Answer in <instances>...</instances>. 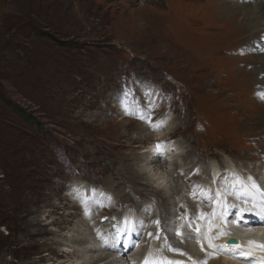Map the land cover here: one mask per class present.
I'll return each mask as SVG.
<instances>
[{
	"label": "rangeland",
	"instance_id": "374dc122",
	"mask_svg": "<svg viewBox=\"0 0 264 264\" xmlns=\"http://www.w3.org/2000/svg\"><path fill=\"white\" fill-rule=\"evenodd\" d=\"M225 1L0 0V264H82L107 252L97 264H125L129 254L119 258L102 242L121 214L140 229L129 237L132 254L146 245L170 256L171 246L191 262L220 264L207 244L201 251L195 241L192 254L177 246L178 236L172 246L160 224L185 216L196 237L218 195L205 201L196 190L216 189V173L229 171L241 186L239 174L249 179L264 168V128L255 124L264 111V43L238 28L241 13L220 9ZM147 123L164 138L146 135ZM163 142L176 143L171 160ZM157 144L158 162H138ZM194 158L201 169L190 174ZM129 163L140 173L137 185ZM163 200L176 202L174 211L163 210ZM190 205L204 211L192 214ZM33 219L52 233L29 238ZM84 235L100 248L77 257Z\"/></svg>",
	"mask_w": 264,
	"mask_h": 264
},
{
	"label": "bare ground",
	"instance_id": "6f19581e",
	"mask_svg": "<svg viewBox=\"0 0 264 264\" xmlns=\"http://www.w3.org/2000/svg\"><path fill=\"white\" fill-rule=\"evenodd\" d=\"M220 9H222L224 12H227L229 17H233L237 13H241L242 15L239 19L240 20V24H239L240 26L238 28L239 29L244 28V29L250 30L252 32V34L255 35L256 38L261 39L262 44L264 43V0H226L225 4L223 6H221ZM255 124L257 126L264 128V111L259 113V116L257 117V119L255 121ZM146 126H147V128H146L147 132H145L146 135L148 134V135L152 136L153 139H158L159 137L164 138L165 135H163V133H159V132L155 133L158 130L156 123H147ZM152 131H155V132H152ZM263 141H264V132H263ZM162 144H164L163 148L165 150H163V152L165 153V156L171 160L173 154L176 152V147H175L176 143L173 142L170 144L168 142H163ZM173 147H175L174 150H173ZM259 148L262 150L261 157H259V158L261 160H264V142H262V144L260 145ZM167 149H170V151H166ZM171 151H172V153H171ZM262 156H263V158H262ZM138 157H139L138 162L143 163V165H145V164L149 165L150 163H154L153 162V149H151L150 156H146V159H145V156H143V155H140ZM178 158H180V157H178ZM183 158L185 161H188V160L191 161L193 159L192 152L185 153L183 155ZM194 159L196 161H194V163H195L194 165L192 164L193 167H191V171L189 170L190 174H192L194 171H197L198 169H201L200 167L199 168L197 167V165L200 166L197 163V160L198 161H200V160L196 159V158H194ZM144 162H146V163L144 164ZM169 164L171 167L172 166L171 162H169ZM174 164H176V162ZM176 166H178V164H176ZM194 166L196 167V170H194ZM180 167H181V165H180ZM158 168H160V167L158 166ZM125 169H126V173L128 175V178L132 181L133 184L136 182V185H137V183L140 182L139 179L141 178L139 171L134 166H132L131 163H129L128 167ZM224 172H226V170ZM233 172L234 171H229L228 176H226L225 174H221L219 176L216 173V179H217L216 183L218 184V182L220 180V185H223V187L225 185V187H226V189L223 190V192L220 191L217 184L216 185L213 184L215 187H217L216 189L210 188V186H207L205 188L204 187L201 188V190H200V192H202L201 195L199 194V191L196 190V188L195 189L193 188L194 191L196 190L198 192L195 195V197L199 196L200 198L204 199L205 201H207L209 196H213V195L218 194L216 196L217 201L215 200L216 201L215 207L212 208L211 210L209 209V213L207 212V214H206L207 216L205 219L202 217L203 222H201L202 219L200 221V224H199V222H197V226H200L201 232L197 233L195 231L196 237H197V238H195V240L193 238L192 239L187 238L188 234L192 235L193 232L192 233L188 232V229L186 228V224H185L186 219L184 220L185 216H183L182 219L181 218L177 219L175 214H174L175 215L174 217L172 216L173 215V213H172L171 216L174 218V222H172L173 224L170 222L172 225L167 226L166 224L165 225L163 224L164 222L162 224L159 223L161 226L160 228H161V231L162 230L164 231L163 232L164 235L170 239V244H172V243H175L176 238L178 236H180V235H177L178 230L175 229V224H176L175 221L178 222V224L180 226V232L185 233V236L183 235V236L178 237L179 243H177L178 244L177 246L178 247L181 246V248H185V249L190 248L191 249L190 253H192L191 251H194L193 252L194 254L198 253L197 247L194 244L195 241H196L197 245L199 246V248H201V243H203L204 248H207V247H205V244H207V245L209 244L208 238L209 237H216L215 239L211 240V243H213L215 245H228L229 246L228 250L216 251L217 256L220 255V257H218L220 264H222V262H223V264H236V261H239L243 264H261V262H264V251H262L260 248L256 247V245H264V168L261 167L259 169L257 168V170H251V173L254 174V176L251 177L252 178L251 182L249 179L244 177V175L239 174L238 176H240L243 179L241 186H240V184H238V182L235 181L234 177L236 176V174H234ZM226 174H227V172H226ZM207 176L206 177L208 178V182H210V179L212 180L213 175H212V173H210L209 167L207 168ZM224 177L225 178H234V179H232L231 181L230 180L227 181V180H225ZM167 178L168 177L166 176L165 180ZM253 181L255 182V185H256L255 188L252 186ZM208 182H206V183H208ZM161 183H163V181L160 182V184ZM212 183H214L213 180H212ZM161 185H163V184H161ZM165 185H167V184H165ZM147 186H149V185H147ZM197 186L195 183V187H197ZM193 187H194V185H193ZM137 190H140V189H137ZM180 190H181V187H180ZM210 190H211V192H210ZM231 193H234L233 195L235 197H237V198L239 197L240 199L236 198V200L241 202V203L240 204L234 203L235 209H232L233 211H231V213L230 212L226 213L225 211H227V208L230 209L232 207V205H230L232 200H235V199H233L234 197L232 198V200H229L228 199L229 197L226 198ZM141 196H143L142 192H141ZM154 196H159L161 199L164 198L163 194L162 193L160 194V192H158V191H156V195H154ZM170 196H171V194H170ZM126 197H128V195ZM190 198H191V196H190ZM223 198L224 199L226 198V200L221 201V200H224ZM170 199H172V198L170 197ZM198 200H200V199H198ZM159 201H161V200H159ZM166 201H164V200L162 201V203L165 204V205L162 204L163 210L164 209L166 210V208L169 206V208L174 211V207H176V202H174L175 200L173 202H170L172 200H170L169 202H166ZM212 202H213V200H212ZM200 204L202 206H205L204 201ZM247 205L249 206V208L250 207L251 208L247 209L246 208ZM192 206L193 205L189 206L190 207V213L196 214L197 209L200 208V206L197 205V209L195 207H192ZM202 206H201L200 210L202 209ZM211 206H213V204L212 205L210 204V207ZM240 208L246 209V210H251V211H245V213H246V215L251 216L252 219H255V222L250 223V225H242L241 223H237L235 220L232 221V219H235V218L237 219V218L241 217L240 212L238 211V209H240ZM161 211H162V209H161ZM200 214H203V212L201 211ZM121 215H119L115 219V221L113 222V224H114L113 230L110 229L111 230L110 232L107 231L108 236H106V239H102V242L104 243V248L102 245L103 249H105L107 247L109 251L112 250L111 252H113L115 255L117 254V256H119V258H120V256L126 257V255H128V254L132 258V259L128 258V259H130V261H128L127 257H129V256H127L126 259H123V257H122V258H120V262L122 260H124L125 264H126V261L129 262L128 264H144V261L146 258H148L149 260H160L162 258H166V259L171 260V261L181 262V264H194L195 263V258H196L195 256L192 257L193 258V261H192L193 263H192L191 259L188 260L189 258L186 259L184 256H181L177 252H174L172 255L169 256V255H167L166 251L162 255L160 254L161 252L158 253V250L157 251L155 250L156 252L155 251H153V252L152 251L151 252L145 251L147 249L146 247H148L146 245H145V248L143 249V251L140 252L141 256H139V257L136 256V254H134V253L132 254L133 246L131 248H129L125 253H123L125 251L124 248L127 245L126 243H128V241H129V244H132L133 237L132 238H129V237L134 236V235L136 236L137 231L135 232V229L138 230V227L136 226V222L132 223L129 220H128V223L126 224L125 223L126 217H122ZM166 217L167 216L164 217L165 221H166ZM186 218H187V216H186ZM63 220L64 219H62V217L61 218L59 217L57 219L52 220L51 224H59V223L63 222ZM135 220H138V219H135ZM245 220H248V219H245ZM107 224H109V223H107ZM182 224H184V225L182 226ZM29 226H34L33 229H30L29 231L26 232V235H28L29 238H31V237L34 238V237H37L40 235L48 236L49 234L52 233L51 231H49L45 227H43V224L38 219H35V220L33 219L31 221V223H29ZM191 228H193V227H191ZM205 229L207 231H205ZM205 232H206V235H204ZM221 232H223L224 234L220 235ZM112 234H116V239L122 240L124 243L119 244V246L116 243H113V241L111 239ZM142 235H144V234H142ZM142 235H140V236H142ZM69 237H72V238H69ZM83 237L84 238L82 239L83 240L82 243L80 242V244H77V245H81V244L83 245V247H82L83 253L80 255H77V257L82 256L85 253H88L89 250L100 248L99 243H98V246L95 244L91 248L90 239L92 237L90 238V237H87L85 235ZM185 237L187 240L185 239ZM73 238H74L73 235L68 236L67 238H65V241L72 242ZM218 238H221V240L217 241ZM229 239H233L235 242V245H239V248L235 247L233 245V243H228ZM57 241L58 240L55 239V243ZM249 241H253L255 243L250 245ZM45 243L46 242H44L42 244L43 248H46V250H49L52 252L54 250V246L52 244L46 245ZM34 244H36V242ZM166 246H168V245H166ZM166 246H163V247H166ZM172 246H173V244H172ZM141 249H142V247H141ZM181 250H184V249H180V251ZM211 250H214V249H211ZM162 251H163V249H162ZM201 251H203V250H201ZM204 251H206V250L204 249ZM170 252H173V251H170ZM184 252H185V250L183 251V253ZM186 252H187V250H186ZM107 253H105L103 255L100 254V255H97L95 257H93L91 255V258L89 259V261H84L82 264H97V263L103 261L104 259H108L110 255H113L112 253H108V255H107ZM185 253H184V255H188L187 253L186 254ZM44 255H47V254H44ZM201 256H203V254ZM189 257H191V255ZM117 262H119V261L116 260V263ZM29 264H31V263H29ZM104 264H114V263L112 261L111 262L109 261V262H106Z\"/></svg>",
	"mask_w": 264,
	"mask_h": 264
},
{
	"label": "snow or ice",
	"instance_id": "6c2138e0",
	"mask_svg": "<svg viewBox=\"0 0 264 264\" xmlns=\"http://www.w3.org/2000/svg\"><path fill=\"white\" fill-rule=\"evenodd\" d=\"M258 95L260 96L261 99H264V92H260L258 93ZM161 149H162V145L160 144H157L156 145V152L153 154V162H158L159 160V156L162 154L161 153ZM249 180H252L251 177H249ZM252 186L255 188L256 185H255V182L253 181V184ZM99 206H105L103 204V202L100 203ZM234 207V206H233ZM241 213L245 212V211H251V210H246V209H240ZM87 209H86V215H87ZM106 219V218H105ZM137 222L139 223V220H137ZM125 223L127 224L128 223V220L127 218H125ZM157 224H159V221H156ZM142 223H141V227H142ZM190 226V225H189ZM210 230V229H209ZM195 231L197 233H200L201 232V228L200 226H197ZM224 233L221 232L220 235H223ZM152 234L149 233V236H151ZM177 235H180V236H183L184 233L180 232V231H177ZM105 236H108V234L106 233ZM157 238H159V236H157ZM187 238L189 239H192V238H197V237H194L192 236L191 234H188ZM216 237H209V244L208 246L216 251H221V250H228V245H215L213 243H211V240L212 239H215ZM111 239L113 241V243H116V244H123L124 242L122 240H117L116 239V234H112L111 236ZM233 245L237 248H239V245H235V242H232ZM255 242L253 241H249V244L252 245L254 244ZM134 246L133 244H129V245H126L125 246V252L128 250L129 247H132ZM256 247L260 248L262 251H264V245H256ZM201 250H203V243H201ZM169 251H174V252H179L181 255H184V253L180 252V250L178 249H173L171 248V246H169ZM189 259H191V257H189ZM144 264H181V262H177V261H171V260H168L166 258H162L160 260H149L148 258L145 259L144 261ZM195 264H207V258L203 259V260H198V261H195ZM261 264H264V262H261Z\"/></svg>",
	"mask_w": 264,
	"mask_h": 264
},
{
	"label": "water",
	"instance_id": "95a60500",
	"mask_svg": "<svg viewBox=\"0 0 264 264\" xmlns=\"http://www.w3.org/2000/svg\"><path fill=\"white\" fill-rule=\"evenodd\" d=\"M228 241H229L228 243H232V242H234V240H233V239H229Z\"/></svg>",
	"mask_w": 264,
	"mask_h": 264
}]
</instances>
